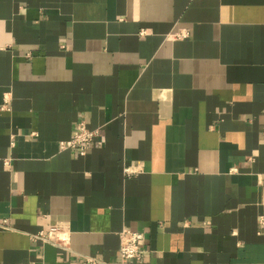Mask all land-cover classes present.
Masks as SVG:
<instances>
[{
  "label": "crops",
  "instance_id": "crops-1",
  "mask_svg": "<svg viewBox=\"0 0 264 264\" xmlns=\"http://www.w3.org/2000/svg\"><path fill=\"white\" fill-rule=\"evenodd\" d=\"M261 217L264 0H0V264H119L123 229L129 264H264Z\"/></svg>",
  "mask_w": 264,
  "mask_h": 264
},
{
  "label": "built area",
  "instance_id": "built-area-1",
  "mask_svg": "<svg viewBox=\"0 0 264 264\" xmlns=\"http://www.w3.org/2000/svg\"><path fill=\"white\" fill-rule=\"evenodd\" d=\"M187 35V32H177L174 37L181 38ZM99 137V129L89 128L85 120L77 121L71 137L67 141L60 142L61 149L75 150L79 157H84L90 145L95 139ZM127 175H131L134 171L129 169L125 170ZM259 223L264 226V218L259 219ZM67 230L63 224L51 225L46 231H40L33 235L34 238L42 241L49 242L55 246L66 248L68 245ZM144 234L139 231L130 229H123L119 233V264H129L132 262H139L142 257V243ZM96 260L87 257L83 264H94ZM113 264V263H103Z\"/></svg>",
  "mask_w": 264,
  "mask_h": 264
}]
</instances>
